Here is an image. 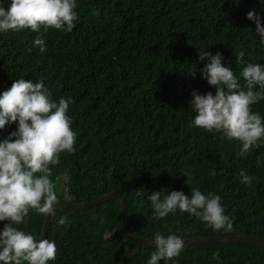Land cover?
<instances>
[{
	"label": "trees",
	"instance_id": "obj_1",
	"mask_svg": "<svg viewBox=\"0 0 264 264\" xmlns=\"http://www.w3.org/2000/svg\"><path fill=\"white\" fill-rule=\"evenodd\" d=\"M10 2L0 0V6ZM75 2L78 18L70 32H0V94L17 79L42 80L52 100L72 99L67 115L75 151L50 166L57 204L116 192L126 200L133 234L150 241L155 233L184 240L217 236L199 217L179 210L153 219L152 192L180 191L191 198L196 188L221 197L233 221L228 234L264 242V138L239 157L240 142L192 125L189 105L193 91L216 94L200 73L205 52H219L242 86V69L264 64V45L247 19L255 11L264 26V0ZM37 36L45 41L44 53L33 44ZM240 51L244 63L237 64ZM251 108L264 118V100ZM17 127L18 122L0 130V142ZM241 171L251 184L241 183ZM120 209L111 201L85 211H57L46 237L55 241L57 254L48 264H147L156 248L122 237ZM44 219L30 209L16 227L39 238ZM6 223L0 221L1 230ZM158 264H264V251L251 245L191 246Z\"/></svg>",
	"mask_w": 264,
	"mask_h": 264
},
{
	"label": "clouds",
	"instance_id": "obj_2",
	"mask_svg": "<svg viewBox=\"0 0 264 264\" xmlns=\"http://www.w3.org/2000/svg\"><path fill=\"white\" fill-rule=\"evenodd\" d=\"M75 7V0H11L7 8L0 6V32L25 29L39 32L41 27L44 31L51 28L70 32L78 18ZM247 19L255 23V33L264 45L261 17L255 11H249ZM33 44L41 53L47 51L40 36ZM244 55L243 51L239 52L237 64L244 63ZM199 59H207L200 73L216 89V94L191 93L189 105L195 113L192 125L207 132L215 130L230 141L240 142L237 155L244 157L251 148L259 147L264 138V118L251 108L264 100V64L248 63L240 72L244 80L242 86L232 68L224 66L219 52L215 55L205 52ZM189 74L195 78V67ZM71 103V97H61L58 102L52 100L42 80L33 83L17 79L0 94V130L18 122L17 130L0 142V221L9 222L0 232L2 264H48L56 259L55 241L36 239L16 225L24 222L30 209L37 214L55 216L58 196L56 183L50 178L53 174L50 166L60 163L62 153L75 151L76 133L67 115ZM240 176L241 183L251 184L252 177L244 171ZM165 190L154 191L148 196L154 210L153 219L167 217L179 210L199 217L208 227L218 230L217 233L228 234L233 230V221L226 215L219 195L208 193L206 196L193 188L189 198L183 192ZM65 222L61 218L58 223L63 225ZM151 243L156 250L147 264L171 261L185 246L184 239L179 236L165 237L162 233H155Z\"/></svg>",
	"mask_w": 264,
	"mask_h": 264
},
{
	"label": "water",
	"instance_id": "obj_3",
	"mask_svg": "<svg viewBox=\"0 0 264 264\" xmlns=\"http://www.w3.org/2000/svg\"><path fill=\"white\" fill-rule=\"evenodd\" d=\"M111 201H118L120 203V220H121V235L126 239L134 240L138 245L142 248H156L154 244H152L150 240L145 239L139 235L133 234L130 229L128 216L126 213V200L120 194L113 192L108 193L96 200L88 201L85 203H78V204H57L56 212L57 211H85L89 210L93 207H97L100 205H105ZM54 216H45L44 224L42 228V232L39 238L36 239H46L47 232L50 229L52 220ZM0 232L2 230L0 229ZM219 235L216 237H198V238H191L186 239L184 251L191 246H200V245H212V244H226V245H251L257 247L264 251V242L259 239H254L249 236L244 235H233L227 233H218Z\"/></svg>",
	"mask_w": 264,
	"mask_h": 264
},
{
	"label": "rangeland",
	"instance_id": "obj_4",
	"mask_svg": "<svg viewBox=\"0 0 264 264\" xmlns=\"http://www.w3.org/2000/svg\"><path fill=\"white\" fill-rule=\"evenodd\" d=\"M66 200H68V199H66Z\"/></svg>",
	"mask_w": 264,
	"mask_h": 264
}]
</instances>
